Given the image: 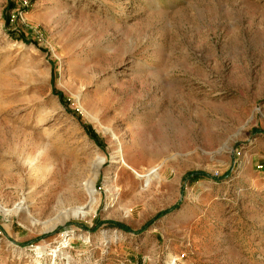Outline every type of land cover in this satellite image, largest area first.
I'll list each match as a JSON object with an SVG mask.
<instances>
[{
	"label": "rangeland",
	"instance_id": "374dc122",
	"mask_svg": "<svg viewBox=\"0 0 264 264\" xmlns=\"http://www.w3.org/2000/svg\"><path fill=\"white\" fill-rule=\"evenodd\" d=\"M263 163L264 0H0V264H264Z\"/></svg>",
	"mask_w": 264,
	"mask_h": 264
},
{
	"label": "bare ground",
	"instance_id": "6f19581e",
	"mask_svg": "<svg viewBox=\"0 0 264 264\" xmlns=\"http://www.w3.org/2000/svg\"><path fill=\"white\" fill-rule=\"evenodd\" d=\"M107 131V130H106ZM108 131H110V130H108ZM107 133V132H106ZM110 134V133H109ZM112 134V133H111ZM113 135V134H112ZM114 136V135H113ZM114 138H116V136L114 137ZM113 138V139H114ZM116 140V139H115ZM37 143V142H36ZM38 144H39V142H38ZM42 145V144H41ZM40 145V146H41ZM39 146V145H38ZM121 146V145H120ZM44 147V146H43ZM35 148H38V147H35ZM41 149V148H40ZM43 149V148H42ZM119 149V148H118ZM117 153V157H118V161H120V162H122L123 164H125V165H127V166H130L128 163H127V161H126V159H125V157H124V155H123V153H122V151H118V152H116ZM99 155V154H98ZM45 159H46V157H45ZM104 161H105V158L103 157V156H101V155H99L98 157H97V159L94 161V164L92 165V167L90 168V171H91V174H90V178H91V180H90V182H89V185H90V188L91 187H94V182H95V180H96V177H98V170H99V168L103 165V163H104ZM91 209L93 210L94 209V203H95V200L92 198L91 200ZM70 217H72V214H70V213H68V214H64V215H62L61 217H59V219H58V221H65V220H67L68 218H70Z\"/></svg>",
	"mask_w": 264,
	"mask_h": 264
},
{
	"label": "trees",
	"instance_id": "16d2710c",
	"mask_svg": "<svg viewBox=\"0 0 264 264\" xmlns=\"http://www.w3.org/2000/svg\"><path fill=\"white\" fill-rule=\"evenodd\" d=\"M200 174H201V173H195L194 175H195L196 177H199ZM113 224L119 226L120 228L128 229V228H127L126 226H124L123 224H118V223H113Z\"/></svg>",
	"mask_w": 264,
	"mask_h": 264
},
{
	"label": "built area",
	"instance_id": "2783aa9c",
	"mask_svg": "<svg viewBox=\"0 0 264 264\" xmlns=\"http://www.w3.org/2000/svg\"><path fill=\"white\" fill-rule=\"evenodd\" d=\"M259 168H260V169H263V168H264V163L261 164V165H259Z\"/></svg>",
	"mask_w": 264,
	"mask_h": 264
}]
</instances>
